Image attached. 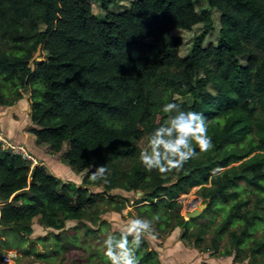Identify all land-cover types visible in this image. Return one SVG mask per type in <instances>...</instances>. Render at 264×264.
<instances>
[{"label": "trees", "instance_id": "trees-1", "mask_svg": "<svg viewBox=\"0 0 264 264\" xmlns=\"http://www.w3.org/2000/svg\"><path fill=\"white\" fill-rule=\"evenodd\" d=\"M95 1L102 16L88 0H0V105H12L29 89L35 145L48 154L66 145L63 160L83 172L80 184L61 181L0 143V231L15 227L27 241L36 220L61 230L51 234L53 253H67L79 241L61 236L65 222H81L86 207L101 200L124 209L127 200L111 194L123 189L141 193V216H159L153 223L162 230L174 218L199 245L207 225L189 231L194 221L179 213L175 199L202 185L211 217L218 201H231L214 230V251L229 232L237 260L249 252L264 261V240L254 237L264 226V0H205L201 14L198 0H133L120 13L110 6L130 0ZM212 9L220 14L216 44L204 46L203 32L181 58L183 40L172 30L201 22L210 28ZM40 48L47 56L34 61ZM245 55L241 65L237 56ZM166 103L201 113L213 148H197L181 170L162 175L143 167L137 142L144 135L148 141L167 119ZM104 165L109 182H91L90 171ZM238 222L240 232L230 231ZM146 244L136 251L139 263L160 264ZM88 259L82 264H109L103 246Z\"/></svg>", "mask_w": 264, "mask_h": 264}, {"label": "rangeland", "instance_id": "rangeland-1", "mask_svg": "<svg viewBox=\"0 0 264 264\" xmlns=\"http://www.w3.org/2000/svg\"><path fill=\"white\" fill-rule=\"evenodd\" d=\"M88 1L92 12L96 16H102L103 11L100 9L99 4L95 0ZM131 1L133 0L113 4L110 6V10L114 13H120L129 7ZM207 9L208 5L206 1L198 0L196 12L201 14ZM219 15L217 10H211L212 25L210 28H207L205 23L201 22L194 25L190 30H172L174 35L181 36L183 40L179 49V56L181 58L190 55L194 38L203 32L206 33L203 42L204 46L216 44L219 38ZM46 56L47 53L40 48L34 55V61L44 60ZM237 58L241 65L246 64V55L237 56ZM21 92L22 97L12 105H0V143L4 148L11 149L12 152L16 151L14 146H22L30 156L26 158L31 162L30 168L35 165L44 166L48 172L54 174L61 181L80 184L83 172L76 173L63 160L62 152L65 150L66 145L63 146L61 151L53 154H45L42 153L43 151L41 152L36 149L39 155L34 151L35 147H30L31 140H35L34 135L29 131L33 127L30 120V93L29 89L26 91L22 90ZM176 98L180 99L178 96ZM187 102L190 103V100L187 99ZM20 137L22 140H20ZM137 144L141 148L145 147L147 135L142 136ZM206 185L208 186V184ZM201 186H193L175 199L177 201L176 208H178L179 213L185 219H187V211L197 208L200 203L206 204L209 200L208 198H203L200 194ZM88 188L92 193L102 192V187L88 186ZM111 194H114L116 198H125L127 200L124 209L120 211L111 210L106 205V201L101 200L96 205L86 207L85 215L81 222L77 220H67L65 222V227L60 233L61 236H76L79 241L78 247H73L67 253L60 252L57 255L53 253L55 241L51 234L58 233L61 230L41 228L42 226L36 220L32 224L34 227H32L31 235L25 236L27 241L21 239L15 227L6 228V232L0 231V264H82L84 260H89V253L95 250H102L103 240L106 234L112 231L114 224L126 222L128 218L136 216L147 219L145 215L141 216L140 211L137 210L138 207L142 206L141 203H138L141 193L115 189ZM240 196L242 197L244 194L241 193ZM196 198H198L197 201ZM229 202L231 201L220 204L218 201L217 205L213 207V210H217L213 217H211L212 214H209L205 208L200 215L191 218L194 222L190 225L189 231H195L197 223L204 226L207 225V230L202 235L201 244L196 245L194 237H188L190 232L185 233L184 228L178 225L176 220L172 218L171 225H166L165 230L156 227L153 223L154 238H145L146 247L157 252L160 264H264V261L261 259L256 258L254 260L249 257V252L244 260L241 262L237 260L236 252L234 249H231L229 232L223 233L220 240L217 239L219 243L218 250L214 251L212 246L214 230L226 213L227 207L230 205ZM102 221L105 222L99 224ZM241 228L242 225L238 222L235 226L230 227L229 230L239 233ZM1 234H4V236ZM254 237L257 240H264V226H258ZM247 242L249 244L250 240H247ZM25 250H28L29 253H25ZM225 250H229L230 254H223ZM9 251L15 252L12 262L2 263V257L8 254ZM96 261L99 262L98 260ZM139 264L147 263L141 262Z\"/></svg>", "mask_w": 264, "mask_h": 264}, {"label": "clouds", "instance_id": "clouds-1", "mask_svg": "<svg viewBox=\"0 0 264 264\" xmlns=\"http://www.w3.org/2000/svg\"><path fill=\"white\" fill-rule=\"evenodd\" d=\"M162 111L167 119L149 135L138 158L147 171L156 170L163 175L181 170L196 157L197 148L206 153L213 148V142L201 113L183 111L177 103L164 104ZM108 175L105 165L97 166L90 171L89 180L108 183ZM158 219L159 216L151 220L136 216L114 224L103 240V255L109 264H139L136 251L146 237L154 238L153 221Z\"/></svg>", "mask_w": 264, "mask_h": 264}, {"label": "built area", "instance_id": "built-area-1", "mask_svg": "<svg viewBox=\"0 0 264 264\" xmlns=\"http://www.w3.org/2000/svg\"><path fill=\"white\" fill-rule=\"evenodd\" d=\"M14 149L16 150L14 152L21 155L22 158L26 159V158L30 157L29 154L26 153L25 149L22 146H20V145L14 146ZM14 256H15V252L9 251L8 254H6L5 256L2 257L1 262L2 263H10V262H12V259L14 258Z\"/></svg>", "mask_w": 264, "mask_h": 264}, {"label": "water", "instance_id": "water-1", "mask_svg": "<svg viewBox=\"0 0 264 264\" xmlns=\"http://www.w3.org/2000/svg\"><path fill=\"white\" fill-rule=\"evenodd\" d=\"M44 152V151H43ZM45 153V152H44ZM48 154V153H45ZM140 194V193H139ZM198 200V198H196V201ZM207 207V203L206 204H199L197 208L187 211L186 212V217L187 219H191V218H195L198 215H200L203 211V209H205Z\"/></svg>", "mask_w": 264, "mask_h": 264}, {"label": "crops", "instance_id": "crops-1", "mask_svg": "<svg viewBox=\"0 0 264 264\" xmlns=\"http://www.w3.org/2000/svg\"><path fill=\"white\" fill-rule=\"evenodd\" d=\"M20 140H22L21 137H20ZM29 145H30V147H35V148H34V151H35V152H37L36 149H38L39 151L42 152V150L39 149V148L35 145L34 141L31 140V143H30ZM42 153H44V152H42ZM36 154L39 155L38 152H37ZM80 181H81V180H80ZM1 205H2V203L0 202V206H1ZM32 227H34V226L32 225ZM41 228H44V227H41ZM33 229L35 230V228H33ZM41 231H42V230H41Z\"/></svg>", "mask_w": 264, "mask_h": 264}]
</instances>
